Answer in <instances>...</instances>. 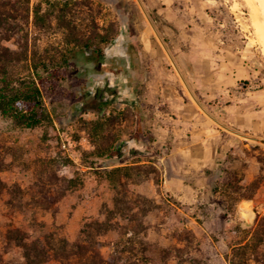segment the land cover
I'll use <instances>...</instances> for the list:
<instances>
[{
	"label": "rangeland",
	"instance_id": "rangeland-1",
	"mask_svg": "<svg viewBox=\"0 0 264 264\" xmlns=\"http://www.w3.org/2000/svg\"><path fill=\"white\" fill-rule=\"evenodd\" d=\"M22 7L2 44L48 62L51 117L22 128L0 111V260L25 263L7 238L20 227L88 231L105 258L133 239L126 264H231L244 244L264 264V53L247 1L31 0L29 25ZM88 38L102 55L73 42ZM253 96L261 124L234 133L227 106ZM189 167L204 185L192 201L179 192Z\"/></svg>",
	"mask_w": 264,
	"mask_h": 264
},
{
	"label": "trees",
	"instance_id": "trees-1",
	"mask_svg": "<svg viewBox=\"0 0 264 264\" xmlns=\"http://www.w3.org/2000/svg\"><path fill=\"white\" fill-rule=\"evenodd\" d=\"M21 4L23 5L22 20L29 25L31 0H0V111L3 116L12 119L17 126L34 128L49 121L51 117L43 96L46 80L41 74L42 68L49 72V64L46 60L42 62L41 55L29 46L18 51L2 44L3 40H9L20 32L18 16ZM33 12L36 21L40 16V10L35 7ZM105 41L106 39H102V42ZM73 42L90 49L97 56L102 55L98 46L99 41L93 38H88L84 42L75 39ZM60 55L65 54L62 52ZM97 103L100 106L95 109L101 110L103 105L101 102ZM126 169L128 166L116 167L109 178L112 180L113 174ZM115 206L114 213H121L124 210L118 196L115 198ZM85 233H87L85 237L74 242L57 233H51L42 240L31 239L23 229L14 227L8 230L7 238L9 244L16 245L22 250L24 264H43L51 258L61 264H126L123 253L130 251L133 239L129 240V245L117 247L109 258H105L99 249V241L95 240L88 231ZM248 253L249 244L235 247L230 263L249 264L251 258ZM0 264L18 263H4L0 260Z\"/></svg>",
	"mask_w": 264,
	"mask_h": 264
},
{
	"label": "crops",
	"instance_id": "crops-1",
	"mask_svg": "<svg viewBox=\"0 0 264 264\" xmlns=\"http://www.w3.org/2000/svg\"><path fill=\"white\" fill-rule=\"evenodd\" d=\"M259 98H261V96H257V97L253 96L252 98L243 99V101H238V103L229 104L227 106L228 111L231 113L229 117L233 119L231 120V124L235 125V127H233L232 129L234 133H238V131L245 130L246 128L253 129L257 127L259 124H261V121H262L261 119L263 115L261 113L262 111L257 108V104L260 102L258 101ZM239 102H242V103H239ZM198 142L191 141L190 143H187L186 145L181 146V148L184 149V152L188 154L185 156V158H188L189 160L193 159L192 156H194V154L195 155L197 154L194 151V149L196 146L195 144ZM197 164L201 166L200 163H197ZM205 164H206V161L204 164H202V166ZM204 173L205 171H202L200 174H204ZM178 179H179V185H180L179 192H180L181 198H183L186 201L195 200V197H197L198 192L201 191L200 188L204 185L203 184L198 185L199 181L194 180V175L192 173V167L191 168L189 167V170H185L183 174L181 173L178 176Z\"/></svg>",
	"mask_w": 264,
	"mask_h": 264
},
{
	"label": "bare ground",
	"instance_id": "bare-ground-1",
	"mask_svg": "<svg viewBox=\"0 0 264 264\" xmlns=\"http://www.w3.org/2000/svg\"><path fill=\"white\" fill-rule=\"evenodd\" d=\"M246 1L250 6L249 8H251V12L249 14L251 16V22L255 30L257 42L261 45L264 53V0Z\"/></svg>",
	"mask_w": 264,
	"mask_h": 264
},
{
	"label": "flooded vegetation",
	"instance_id": "flooded-vegetation-1",
	"mask_svg": "<svg viewBox=\"0 0 264 264\" xmlns=\"http://www.w3.org/2000/svg\"><path fill=\"white\" fill-rule=\"evenodd\" d=\"M110 73H111V72H110ZM112 74H113V73H112ZM119 84H120V83H119ZM121 84L124 85V84H125V81H122ZM119 86H120V85H117V86H115V87H112V85H111V88H112L113 90H115V91H118V90L120 89ZM123 90H124L125 93H126V89H125V87H123Z\"/></svg>",
	"mask_w": 264,
	"mask_h": 264
},
{
	"label": "built area",
	"instance_id": "built-area-1",
	"mask_svg": "<svg viewBox=\"0 0 264 264\" xmlns=\"http://www.w3.org/2000/svg\"><path fill=\"white\" fill-rule=\"evenodd\" d=\"M67 146H73V142L71 139H68V143H64V147L67 148ZM70 156L72 155L70 154Z\"/></svg>",
	"mask_w": 264,
	"mask_h": 264
},
{
	"label": "water",
	"instance_id": "water-1",
	"mask_svg": "<svg viewBox=\"0 0 264 264\" xmlns=\"http://www.w3.org/2000/svg\"><path fill=\"white\" fill-rule=\"evenodd\" d=\"M262 141L264 142V139Z\"/></svg>",
	"mask_w": 264,
	"mask_h": 264
}]
</instances>
